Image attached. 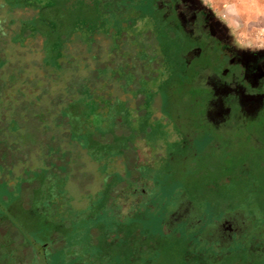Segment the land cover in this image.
Returning a JSON list of instances; mask_svg holds the SVG:
<instances>
[{"label": "rangeland", "instance_id": "1", "mask_svg": "<svg viewBox=\"0 0 264 264\" xmlns=\"http://www.w3.org/2000/svg\"><path fill=\"white\" fill-rule=\"evenodd\" d=\"M156 1L5 5L0 264H199L190 237L165 226L169 203L202 201L212 219L245 198L249 162L264 171V108L208 62L190 70L187 31L163 26ZM183 5L192 38L264 54V0ZM120 180L150 191L121 214Z\"/></svg>", "mask_w": 264, "mask_h": 264}, {"label": "flooded vegetation", "instance_id": "2", "mask_svg": "<svg viewBox=\"0 0 264 264\" xmlns=\"http://www.w3.org/2000/svg\"><path fill=\"white\" fill-rule=\"evenodd\" d=\"M16 2L19 0H0V16H4L5 5ZM128 9V6L121 5L117 12H128ZM153 11L163 26L168 27L171 23L178 22L187 31L193 48L184 54V60L190 70L197 71L202 63L208 62L209 66L205 63L203 65L204 71L215 73L218 70L217 75L239 84L245 97L259 104L257 109L264 108V54L250 58L238 50H222L218 44H210L209 39L199 42L192 38L184 23L183 0H157ZM205 58L208 61H204ZM225 58L229 61L224 67H218ZM255 110L251 108V112ZM258 143L259 140L256 141ZM261 165L259 162H249L246 165L249 170L247 182L250 184L239 190L245 198L224 203L215 211L212 219H209L207 206L202 201L197 202L185 196L179 198L178 195L169 203L165 226L169 231L179 229L190 237L192 241L189 243L198 247L199 257L202 259L199 264L204 263V259L216 264H264V190L257 187L262 182L260 176L264 172ZM118 169L115 163V172ZM123 183L118 181L113 189L118 191V198L121 200L117 208V213L120 214L128 210L129 205L150 194L145 187L128 191L123 188ZM4 264L32 263L27 254H15L11 260H4Z\"/></svg>", "mask_w": 264, "mask_h": 264}, {"label": "trees", "instance_id": "3", "mask_svg": "<svg viewBox=\"0 0 264 264\" xmlns=\"http://www.w3.org/2000/svg\"><path fill=\"white\" fill-rule=\"evenodd\" d=\"M6 36L4 38V20H0V83L4 82V45H6Z\"/></svg>", "mask_w": 264, "mask_h": 264}]
</instances>
